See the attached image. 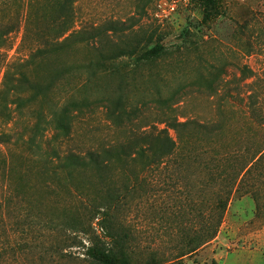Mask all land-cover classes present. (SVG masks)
Wrapping results in <instances>:
<instances>
[{"label": "rangeland", "instance_id": "374dc122", "mask_svg": "<svg viewBox=\"0 0 264 264\" xmlns=\"http://www.w3.org/2000/svg\"><path fill=\"white\" fill-rule=\"evenodd\" d=\"M26 2L0 0V32L14 28L0 88L8 69L34 83L16 75L0 105L11 139L0 144L10 161L0 169V264H92L88 248L123 252L128 264H264V0H77L75 29L100 27L99 45L17 69L30 54ZM157 44L162 53L144 58ZM63 116L73 131L64 151L164 129L174 137L169 122H188L181 131L193 138L162 164L55 178L49 151ZM97 189L116 204L91 222Z\"/></svg>", "mask_w": 264, "mask_h": 264}, {"label": "trees", "instance_id": "16d2710c", "mask_svg": "<svg viewBox=\"0 0 264 264\" xmlns=\"http://www.w3.org/2000/svg\"><path fill=\"white\" fill-rule=\"evenodd\" d=\"M76 1L77 0H27L24 7L26 15L24 18L22 42L23 45L28 44L27 46L30 49V54L28 56L29 58L21 62L17 69L27 67V65L36 66L42 61L53 59L61 55L64 56L74 47L87 45L89 42H93L94 45H99L100 41L96 39V37L100 35V27H92L90 32H87V29H75ZM1 28L2 30H6L0 32V54L8 46L7 40L5 39L6 36L14 31L12 25L1 26ZM162 51L163 47L157 44L147 50L143 57L159 55ZM96 52L97 59L103 57V52L99 46ZM67 65L69 64L66 62L64 66L67 68ZM16 75H18V77H16L17 84H27L28 87L34 84L30 83V79L21 69L13 75H10V70L8 69L5 71L4 81L0 88L1 106L9 102L5 96V90L8 81L10 79L12 81V78ZM58 75L59 74H57L56 77ZM37 86L38 94H44L46 88H48L45 86H49V84H38ZM15 89H17V87H15ZM14 92L16 94L15 99L11 102L17 103V101H21L22 96L20 92ZM75 104L76 103H72V106H75ZM5 108H7V106ZM8 123L6 125H8ZM168 126L175 131L174 137L170 135L167 129H164L157 135L149 133V140H147L145 133L140 135L133 134L125 137L123 141H117L110 146L64 151L62 145L71 140L73 131L68 117H60L57 119L54 134V139L60 142V144L52 147L49 151L51 159L56 161L51 164L53 171L50 175L56 178L57 176L59 177V174L64 173V178L67 177L70 180H74L75 173H82L90 170V172H95L96 177L103 178L104 173L107 170H111L115 164L120 163L126 166L139 158H148L149 166L151 163L162 164L166 159L176 155L182 142H190L193 138L186 137L182 133L188 126V122H169ZM201 127L203 128V125H201ZM206 132L209 133V131ZM37 133L41 134V138H43L46 130L39 127ZM201 133L206 137L208 136L207 133L203 131ZM209 139L213 142L212 138ZM9 142H11L10 133L5 131L1 132L0 144ZM37 148L40 149L41 147L38 146ZM9 164L10 161H8L6 157L1 156L0 152V169ZM79 188L81 189V187ZM79 188L75 186L76 191L80 190ZM92 199L93 200H89L92 203H88L90 209L89 219L91 222L95 219H97L98 222L101 221L97 216L104 215L103 212L107 207H112L116 204L115 197H112L110 200L105 199L101 195L100 189L96 190V195ZM85 255L92 264H128L123 252H120V255L117 256L111 250L101 251L96 248H88Z\"/></svg>", "mask_w": 264, "mask_h": 264}, {"label": "built area", "instance_id": "2783aa9c", "mask_svg": "<svg viewBox=\"0 0 264 264\" xmlns=\"http://www.w3.org/2000/svg\"><path fill=\"white\" fill-rule=\"evenodd\" d=\"M166 6H167L168 10L174 11V6H172V5H166ZM160 7H162V5Z\"/></svg>", "mask_w": 264, "mask_h": 264}]
</instances>
